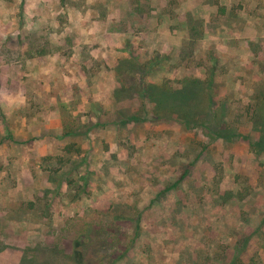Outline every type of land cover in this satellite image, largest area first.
<instances>
[{"label": "rangeland", "instance_id": "374dc122", "mask_svg": "<svg viewBox=\"0 0 264 264\" xmlns=\"http://www.w3.org/2000/svg\"><path fill=\"white\" fill-rule=\"evenodd\" d=\"M74 240L264 264V0H0V264Z\"/></svg>", "mask_w": 264, "mask_h": 264}, {"label": "trees", "instance_id": "16d2710c", "mask_svg": "<svg viewBox=\"0 0 264 264\" xmlns=\"http://www.w3.org/2000/svg\"><path fill=\"white\" fill-rule=\"evenodd\" d=\"M139 10L141 11V9H139ZM212 80H213V78H212ZM180 93L181 92H179V94H176V96H180ZM78 132H80V131H78ZM74 134H77L76 131L74 132ZM220 136L224 137V135H221V134L216 135V137H220ZM75 147L78 148L77 145H75ZM76 150L79 151V149H76ZM192 164H193V162L190 163V165H192ZM190 165H189V167H190ZM189 167H186L185 170L180 175V177L176 181H174L171 185L167 186L164 191H169L171 189H174L189 174V170H190ZM85 178H86V176H85ZM86 182H87V178L85 179V183ZM137 229H139L138 223H137V228H136V235H138ZM91 233H92V231H89V232H87V235L85 234L86 237H88V239L90 241L93 240ZM86 244H88V242ZM86 244L82 240H74V245H73L74 250L70 256L71 260L73 261L72 263H74V264H86L87 263L86 258H85L86 257L85 256V251H86L85 245ZM240 254H241V250L236 251V255H235V258H234V261L232 262V264H236V261H237V259H239Z\"/></svg>", "mask_w": 264, "mask_h": 264}, {"label": "crops", "instance_id": "0c3cea01", "mask_svg": "<svg viewBox=\"0 0 264 264\" xmlns=\"http://www.w3.org/2000/svg\"><path fill=\"white\" fill-rule=\"evenodd\" d=\"M74 132H75V131H74ZM74 132H72V134H71V135H78V134H79L77 131H76V133H77V134H74Z\"/></svg>", "mask_w": 264, "mask_h": 264}]
</instances>
